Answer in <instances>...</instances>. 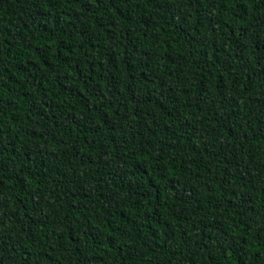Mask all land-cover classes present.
I'll return each mask as SVG.
<instances>
[{
    "label": "trees",
    "instance_id": "1",
    "mask_svg": "<svg viewBox=\"0 0 264 264\" xmlns=\"http://www.w3.org/2000/svg\"><path fill=\"white\" fill-rule=\"evenodd\" d=\"M0 264H264V0H0Z\"/></svg>",
    "mask_w": 264,
    "mask_h": 264
}]
</instances>
